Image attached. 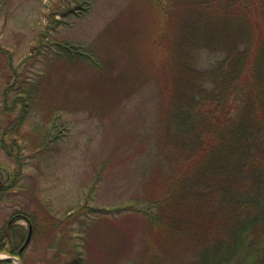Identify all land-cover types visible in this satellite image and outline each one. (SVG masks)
<instances>
[{
	"label": "rangeland",
	"instance_id": "rangeland-1",
	"mask_svg": "<svg viewBox=\"0 0 264 264\" xmlns=\"http://www.w3.org/2000/svg\"><path fill=\"white\" fill-rule=\"evenodd\" d=\"M198 14L196 0H0V227L31 215L30 264L139 263L146 216L122 208L168 165L149 76ZM65 47L96 64L61 61Z\"/></svg>",
	"mask_w": 264,
	"mask_h": 264
},
{
	"label": "trees",
	"instance_id": "trees-1",
	"mask_svg": "<svg viewBox=\"0 0 264 264\" xmlns=\"http://www.w3.org/2000/svg\"><path fill=\"white\" fill-rule=\"evenodd\" d=\"M196 2L193 36L182 50L168 41L149 76L166 97L165 125L151 134L168 165L145 202L122 208L149 227L136 264H264V0Z\"/></svg>",
	"mask_w": 264,
	"mask_h": 264
},
{
	"label": "flooded vegetation",
	"instance_id": "flooded-vegetation-1",
	"mask_svg": "<svg viewBox=\"0 0 264 264\" xmlns=\"http://www.w3.org/2000/svg\"><path fill=\"white\" fill-rule=\"evenodd\" d=\"M20 220L25 221L26 227L19 225ZM38 231L30 214L14 213L7 221L6 227H0V253L5 254L0 256V264H30L31 257L34 262L37 259L35 254L27 253L33 241L37 239ZM35 244L37 247V243Z\"/></svg>",
	"mask_w": 264,
	"mask_h": 264
}]
</instances>
